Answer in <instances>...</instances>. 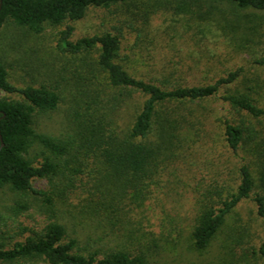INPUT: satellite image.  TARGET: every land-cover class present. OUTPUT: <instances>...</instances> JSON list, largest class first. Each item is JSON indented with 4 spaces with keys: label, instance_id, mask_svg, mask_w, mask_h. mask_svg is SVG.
Masks as SVG:
<instances>
[{
    "label": "rangeland",
    "instance_id": "obj_1",
    "mask_svg": "<svg viewBox=\"0 0 264 264\" xmlns=\"http://www.w3.org/2000/svg\"><path fill=\"white\" fill-rule=\"evenodd\" d=\"M68 26L72 27L70 40L117 33L119 62L131 75L154 83L178 81L191 71H196L198 79L211 81L238 67L244 69L246 78L264 80V66L254 63L264 56V10L240 8L229 1L123 0L107 7L90 6L80 19L46 24L39 33L9 20L0 28V60L10 82L19 87L45 85L60 95L56 109L36 115L35 128L40 132L59 137L74 135L79 124L93 113L98 119L102 114L109 129L120 135L129 129L145 98L136 91L108 86L98 65V46L62 49L61 32ZM4 96L17 98L0 90V97ZM226 110L216 99L180 106V111L192 119L191 133L176 149L179 157L170 163L164 185L135 208L128 225L134 236L158 239L153 241L159 244L154 246V264H240L234 258L235 236L244 235L256 244L264 238V220L255 214L253 202L245 199L206 251L192 253L187 247L198 191L211 185L234 187L243 163L254 178L259 177V160L253 148L246 145L234 152L220 135ZM254 121L261 129L260 144L264 140V117ZM29 154L34 162L42 160L39 147ZM86 165L89 163L83 158L71 163L75 168L71 172L76 174H69L70 181L36 178L33 185L62 197L60 207L67 211L66 221L82 241L91 237L93 243L106 248L129 240L125 238L128 230L116 228L121 229V223H99L85 207ZM42 207L40 198L11 191L7 186L0 188V243H11L21 239L26 229L40 227L47 218ZM259 263L253 260L250 264Z\"/></svg>",
    "mask_w": 264,
    "mask_h": 264
},
{
    "label": "trees",
    "instance_id": "obj_2",
    "mask_svg": "<svg viewBox=\"0 0 264 264\" xmlns=\"http://www.w3.org/2000/svg\"><path fill=\"white\" fill-rule=\"evenodd\" d=\"M119 1L123 0H0V28L11 20L39 33L46 24L60 25L66 20L80 19L90 6L107 7ZM221 1L240 8L264 10V0ZM71 32V26L61 32L62 49L77 51L98 46V65L108 86L136 91L145 98L123 134L109 129L102 114L98 119L90 113L74 135L55 136L38 131L35 118L38 113L56 109L60 95L45 85L16 86L10 82L0 60V90L17 96L0 97V188L7 186L11 191L40 198L47 213L40 227L26 229L21 239L0 243L1 264H154L157 256L154 246L159 244L153 241L157 238L134 236L128 225L135 208L144 205L164 185L170 163L179 157L176 149L191 133L192 119L180 111V106L187 102L207 99L222 102L227 108L220 124L225 145L234 152L246 145L252 147L259 160L257 179L243 163L234 187L211 185L197 192L187 247L192 253L206 251L245 199L253 202L255 214L264 220V140L258 144L261 129L254 121L264 117L263 79H248L244 69L238 67L211 81L200 80L196 71H191L178 81L154 83L131 75L119 62L117 33L104 32L70 40ZM254 63L264 66V56ZM34 147L42 150V160L38 163L29 154ZM82 158L89 163L85 207L99 223L103 220L121 223V229L116 228L122 232L128 230L125 238L129 240L106 248L93 243L91 237L82 241L66 221L67 211L60 207L62 197L34 187L36 178L70 181L69 174H76L70 164L79 163ZM96 227L101 229L99 224ZM235 239L234 258L240 264H250L253 260L264 264V238L257 244L244 235Z\"/></svg>",
    "mask_w": 264,
    "mask_h": 264
},
{
    "label": "water",
    "instance_id": "obj_3",
    "mask_svg": "<svg viewBox=\"0 0 264 264\" xmlns=\"http://www.w3.org/2000/svg\"><path fill=\"white\" fill-rule=\"evenodd\" d=\"M1 137V136H0ZM1 145H2V142H1Z\"/></svg>",
    "mask_w": 264,
    "mask_h": 264
}]
</instances>
